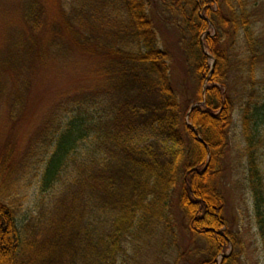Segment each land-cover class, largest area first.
Masks as SVG:
<instances>
[{
	"label": "trees",
	"instance_id": "1",
	"mask_svg": "<svg viewBox=\"0 0 264 264\" xmlns=\"http://www.w3.org/2000/svg\"><path fill=\"white\" fill-rule=\"evenodd\" d=\"M160 2L196 84L191 111L171 84V54L148 0H68L47 41L37 36L44 6L24 3L25 30L0 58L12 79L9 88L0 81L10 122L0 129V264H144L152 242L172 232L175 192L184 227L201 244L196 264H240L218 188L236 106L264 232V85L256 87L264 0ZM68 47L99 58L92 82L52 101L37 134L19 138L32 79Z\"/></svg>",
	"mask_w": 264,
	"mask_h": 264
},
{
	"label": "rangeland",
	"instance_id": "2",
	"mask_svg": "<svg viewBox=\"0 0 264 264\" xmlns=\"http://www.w3.org/2000/svg\"><path fill=\"white\" fill-rule=\"evenodd\" d=\"M37 1L45 8L44 27L37 33V36L41 40L47 41L56 33L54 28H51L52 24L60 26V12L69 9L68 0ZM25 2L26 0H0V58H3L8 44L11 43L15 35H22L25 30L26 25L22 11ZM148 4L159 45L171 54L169 61L171 84L178 94L182 109L186 105L190 107L194 105L196 84L180 49L178 31L168 20V15L162 10L160 0H148ZM260 15V26L262 35H264V9ZM60 33L61 30L58 31V35ZM51 56L50 59L53 61L48 64L49 67L41 70L39 75H36L34 80L32 79L33 83L27 94V105L23 114L25 116L16 128L19 138L37 134L45 114L51 109L52 103L61 98L60 95L62 96L66 92L74 94L76 90L85 89L84 85L92 82L99 62V58L96 59L72 47L63 49L59 55L53 54ZM261 61L260 72L257 75V89L264 85V58ZM1 80L9 88L12 79L8 73L0 69ZM232 118L233 121L228 128V140L222 158L221 173L218 178V188L225 200L224 217L227 228L235 234L239 243L235 250L238 254L240 253L239 263L264 264V232H261L255 217L253 192L246 173L244 151L246 145L237 106ZM184 119L186 122V118ZM8 122V105L4 99L0 103V129L7 128ZM259 129L263 142L258 147L257 154L264 193V125ZM30 191L33 192L32 189ZM30 199L29 195L24 202V207ZM262 207L264 209V203ZM170 218L172 232L166 237L168 241L164 243L166 239L164 236L162 238L165 239L161 238L162 241L152 242L143 256L144 264H196L201 258L200 253L197 256L192 254L196 248L201 247V244L198 239L192 238L184 227L182 213L178 208L177 192L172 196ZM233 249L231 246L229 252ZM162 251L163 255L159 257L158 255ZM179 253L183 255L178 261L176 258ZM189 255L194 257L185 262L186 256ZM219 262L220 258H218Z\"/></svg>",
	"mask_w": 264,
	"mask_h": 264
},
{
	"label": "water",
	"instance_id": "3",
	"mask_svg": "<svg viewBox=\"0 0 264 264\" xmlns=\"http://www.w3.org/2000/svg\"><path fill=\"white\" fill-rule=\"evenodd\" d=\"M211 67H213V63H212V66ZM195 106H197V104H194V105H192L190 108H189V111H191ZM188 111V112H189ZM194 132H195V134H197V131L194 129Z\"/></svg>",
	"mask_w": 264,
	"mask_h": 264
}]
</instances>
